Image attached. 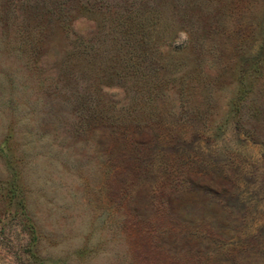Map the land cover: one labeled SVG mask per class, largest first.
<instances>
[{
    "label": "rangeland",
    "instance_id": "1",
    "mask_svg": "<svg viewBox=\"0 0 264 264\" xmlns=\"http://www.w3.org/2000/svg\"><path fill=\"white\" fill-rule=\"evenodd\" d=\"M34 251L264 264V0H0V264Z\"/></svg>",
    "mask_w": 264,
    "mask_h": 264
},
{
    "label": "trees",
    "instance_id": "2",
    "mask_svg": "<svg viewBox=\"0 0 264 264\" xmlns=\"http://www.w3.org/2000/svg\"><path fill=\"white\" fill-rule=\"evenodd\" d=\"M4 7H5V4H4ZM59 7H62V8L59 9V15L57 17V20L59 22H61L63 26H65L66 23H67V14L65 13L66 7H63L62 4ZM129 34H125L124 38L127 39L129 37ZM121 63H123V59L121 60ZM113 75H117V79H121V76L119 74L114 73ZM241 99H244V97H242ZM236 111H238V109ZM29 232H30V235H31L30 244H34L35 245L36 242H37L36 228L34 227L33 223H31V222L29 224ZM32 255L36 259L37 264H44L35 251L32 252Z\"/></svg>",
    "mask_w": 264,
    "mask_h": 264
}]
</instances>
